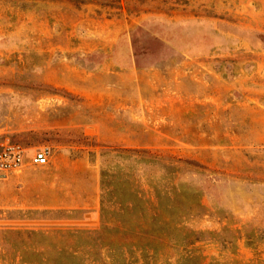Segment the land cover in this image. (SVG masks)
I'll return each mask as SVG.
<instances>
[{"label": "rangeland", "instance_id": "obj_1", "mask_svg": "<svg viewBox=\"0 0 264 264\" xmlns=\"http://www.w3.org/2000/svg\"><path fill=\"white\" fill-rule=\"evenodd\" d=\"M263 120L264 0H0V264H264Z\"/></svg>", "mask_w": 264, "mask_h": 264}, {"label": "crops", "instance_id": "obj_2", "mask_svg": "<svg viewBox=\"0 0 264 264\" xmlns=\"http://www.w3.org/2000/svg\"><path fill=\"white\" fill-rule=\"evenodd\" d=\"M96 7V4L89 2L87 4H85V7ZM99 8V7H98ZM93 22V27H91V29H93V33L95 34L94 37L90 40V43L86 44L87 48L89 47V52H95L99 49V47H103V46H109L110 43H114V41H116V39L119 37V35L121 34V29L119 26V20H94L92 19ZM98 26H101L102 29H107L108 31H106V33L104 34L102 31H100L98 29ZM104 40L109 42L107 44H103ZM117 76V75H115ZM113 77V76H112ZM118 79L123 80V82L125 84H123L124 86L126 85H131L133 79L130 76V74H121L117 76ZM128 101V100H127ZM118 103V102H117ZM123 103V102H120ZM125 103V102H124ZM128 104V108H131L130 103L126 102ZM109 107H113V108H121L122 105L120 106H105V108H109ZM260 128H261V132H264V120L262 121V123L260 122ZM264 141V138L263 140ZM28 158V156H27ZM30 165H27L23 170H25L27 167H29ZM98 197L96 196V193L94 191V188L92 187L90 189V191L83 196V198H80L77 203L75 205H72L68 199L65 198L60 201L57 202V204H54L56 207L59 208H82V209H94L96 207V202H97Z\"/></svg>", "mask_w": 264, "mask_h": 264}, {"label": "built area", "instance_id": "obj_3", "mask_svg": "<svg viewBox=\"0 0 264 264\" xmlns=\"http://www.w3.org/2000/svg\"><path fill=\"white\" fill-rule=\"evenodd\" d=\"M48 154V150L42 148L27 158L23 145L6 137L0 141V177L5 179L13 173H20L27 165L44 166L48 163Z\"/></svg>", "mask_w": 264, "mask_h": 264}]
</instances>
